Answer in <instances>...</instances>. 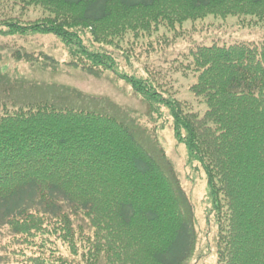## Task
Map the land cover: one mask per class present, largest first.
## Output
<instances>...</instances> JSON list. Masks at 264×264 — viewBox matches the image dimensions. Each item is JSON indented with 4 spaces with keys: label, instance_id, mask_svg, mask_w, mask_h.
<instances>
[{
    "label": "trees",
    "instance_id": "obj_1",
    "mask_svg": "<svg viewBox=\"0 0 264 264\" xmlns=\"http://www.w3.org/2000/svg\"><path fill=\"white\" fill-rule=\"evenodd\" d=\"M0 37L52 35L68 65L110 72L169 124L206 181L214 264H264V41L198 45L186 67L202 109L120 66L127 33L215 15L264 18V0H0ZM33 9L40 16L24 20ZM110 48V49H109ZM15 60L52 56L11 45ZM45 54V55H44ZM67 92H74L68 88ZM0 228L23 245L13 264H187L193 206L165 155L114 114L39 99L0 107Z\"/></svg>",
    "mask_w": 264,
    "mask_h": 264
},
{
    "label": "rangeland",
    "instance_id": "obj_2",
    "mask_svg": "<svg viewBox=\"0 0 264 264\" xmlns=\"http://www.w3.org/2000/svg\"><path fill=\"white\" fill-rule=\"evenodd\" d=\"M1 4L8 9L5 3ZM35 16H40L38 9L31 10L24 20H33ZM262 41L264 18L207 15L196 20L185 19L170 29L160 24L157 31L149 34L127 33L119 43L120 50H111L120 56L124 71L152 78L168 95L186 100L195 110L202 106L189 91L194 82L193 72L186 69L189 51L198 45ZM11 45L22 46L29 52L42 51L55 62L45 64L37 57L29 62L15 60L8 50ZM69 57L67 49L52 35L0 37V107L14 108L46 99L103 110L122 119L153 154L165 155L193 206L197 239L194 255L187 264H214L217 230L213 218L207 216V188L202 170L186 164L185 147L177 144L171 126L167 123L159 129L161 120L148 116V104L125 81L110 72L93 75L72 67L68 65ZM68 88L79 94L67 92ZM23 248L6 228H0V264H13V252Z\"/></svg>",
    "mask_w": 264,
    "mask_h": 264
}]
</instances>
